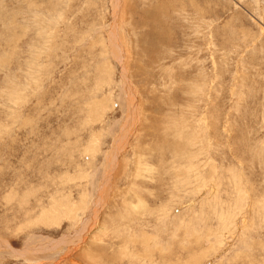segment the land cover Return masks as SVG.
Returning <instances> with one entry per match:
<instances>
[{
	"label": "rangeland",
	"instance_id": "374dc122",
	"mask_svg": "<svg viewBox=\"0 0 264 264\" xmlns=\"http://www.w3.org/2000/svg\"><path fill=\"white\" fill-rule=\"evenodd\" d=\"M0 264H264V0H0Z\"/></svg>",
	"mask_w": 264,
	"mask_h": 264
},
{
	"label": "bare ground",
	"instance_id": "6f19581e",
	"mask_svg": "<svg viewBox=\"0 0 264 264\" xmlns=\"http://www.w3.org/2000/svg\"><path fill=\"white\" fill-rule=\"evenodd\" d=\"M114 31V30H113Z\"/></svg>",
	"mask_w": 264,
	"mask_h": 264
}]
</instances>
